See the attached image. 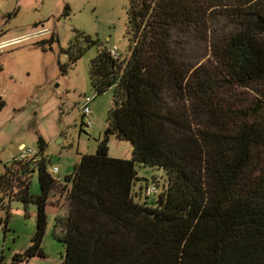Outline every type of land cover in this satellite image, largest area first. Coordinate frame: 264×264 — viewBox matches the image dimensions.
I'll return each mask as SVG.
<instances>
[{"label": "trees", "instance_id": "1", "mask_svg": "<svg viewBox=\"0 0 264 264\" xmlns=\"http://www.w3.org/2000/svg\"><path fill=\"white\" fill-rule=\"evenodd\" d=\"M126 37L124 57L98 47L88 78L95 93L112 89L108 131L129 141L130 157L110 156L105 134L63 179L51 176L41 151L38 162L4 166V194L25 213L36 205L31 243L8 264L44 255L54 194L65 200L53 223L61 264H264V0H128ZM196 41L203 52L193 50ZM85 46L68 43V64ZM236 89L251 99H237ZM137 164L165 174L152 203L147 184L134 189Z\"/></svg>", "mask_w": 264, "mask_h": 264}, {"label": "rangeland", "instance_id": "2", "mask_svg": "<svg viewBox=\"0 0 264 264\" xmlns=\"http://www.w3.org/2000/svg\"><path fill=\"white\" fill-rule=\"evenodd\" d=\"M127 7L128 0H0V40L47 28L44 35L0 49V95L5 101L0 110V174L13 159L20 160L21 144L37 154L41 151L46 168L55 179L70 174L80 155L93 153L105 134L110 156L130 157L129 141L107 132L108 114L115 103L112 89L95 93L88 78V64L98 47H116L120 57L128 54ZM50 34L56 39L45 44L44 49L32 45ZM85 35L97 38L99 46H85ZM72 40L85 48L74 63L68 64L65 50ZM193 46L194 51L203 52V43L196 41ZM204 58L203 55L201 60ZM61 63H67L64 72L60 70ZM234 94L237 99H251L247 89H236ZM86 95L91 96V125L87 128L79 112ZM38 136L45 143L41 150ZM52 167L57 172H50ZM136 175V190L140 185L144 188L154 184L152 178L158 180V189L147 197L148 203H152L164 182L163 170L137 164ZM28 189L32 194L40 191L36 170L28 175ZM64 201V197L54 194L46 206L47 224L41 241L44 255H34L16 264H61L64 245L53 236V223L54 217L62 213ZM25 209L26 213L19 198L0 189L2 264H8L14 253L22 252L31 243L36 205L28 202Z\"/></svg>", "mask_w": 264, "mask_h": 264}, {"label": "built area", "instance_id": "3", "mask_svg": "<svg viewBox=\"0 0 264 264\" xmlns=\"http://www.w3.org/2000/svg\"><path fill=\"white\" fill-rule=\"evenodd\" d=\"M46 33H47V28L40 27V28H37L36 30H34L32 33L1 39L0 40V49L14 45V44H18L20 42L28 40L29 38H36V37L44 35ZM109 53L113 57L118 56V53L116 51V47L109 48ZM90 101H91V96H88V95L84 96L83 101L79 107L81 122L84 124L85 128L90 127V125H91V119H90L91 111L89 108ZM83 119H84V121H83ZM19 149L22 151V153L19 157L20 161L33 160L35 162H38V160L41 157L39 154H37V152H34L31 149H25V146L23 144H21L19 146ZM50 172H57V168L52 167L50 169ZM157 189H158L157 184L154 183L152 185L145 186L143 193H144V195L148 196V195L154 193Z\"/></svg>", "mask_w": 264, "mask_h": 264}, {"label": "crops", "instance_id": "4", "mask_svg": "<svg viewBox=\"0 0 264 264\" xmlns=\"http://www.w3.org/2000/svg\"><path fill=\"white\" fill-rule=\"evenodd\" d=\"M36 27H37V25H36ZM35 28V27H34ZM19 35H23V34H19ZM16 36H18V35H16ZM11 37H14V36H11Z\"/></svg>", "mask_w": 264, "mask_h": 264}, {"label": "water", "instance_id": "5", "mask_svg": "<svg viewBox=\"0 0 264 264\" xmlns=\"http://www.w3.org/2000/svg\"><path fill=\"white\" fill-rule=\"evenodd\" d=\"M115 104H116V103H114V106H115ZM107 132H108V129H107ZM107 132H106V133H107Z\"/></svg>", "mask_w": 264, "mask_h": 264}]
</instances>
